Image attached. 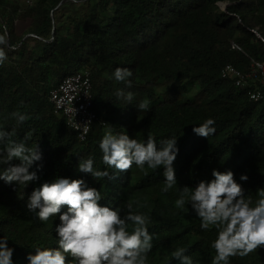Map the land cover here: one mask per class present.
<instances>
[{
    "label": "trees",
    "instance_id": "1",
    "mask_svg": "<svg viewBox=\"0 0 264 264\" xmlns=\"http://www.w3.org/2000/svg\"><path fill=\"white\" fill-rule=\"evenodd\" d=\"M61 1L25 6L0 0V25H7L10 43L18 44L14 51L5 49L8 58L0 65V127L15 132L16 143L32 131L26 146L38 144L42 153L30 168L39 179L26 188L0 179V239H8L13 264H28L36 248L58 247L59 215L41 222L27 208L31 192L57 178L83 179L100 191L102 205L123 209L132 201L134 212L148 216L154 238L147 264H180L172 253L181 247L194 264H211L216 230H203L191 205L180 210L175 201L180 188L214 179L213 170H231L253 206L257 189L264 188V96L251 99L247 89L221 74L226 64L247 70L253 60L264 61V0H68L57 7ZM232 40L242 49L232 48ZM117 67L132 70L131 88L115 80ZM85 69L98 119L81 141L55 112L50 93ZM117 89L132 92V103L118 99ZM145 99L150 110L140 111L137 104ZM14 111L30 119L17 125ZM209 118L214 135L193 132ZM108 128L141 142L150 133L157 146L177 137V185L162 192L163 168L133 165L119 172L104 165L99 142ZM88 157L109 177L95 180L79 172V160ZM242 174L247 181L240 180ZM230 264H264V248L232 257Z\"/></svg>",
    "mask_w": 264,
    "mask_h": 264
},
{
    "label": "clouds",
    "instance_id": "2",
    "mask_svg": "<svg viewBox=\"0 0 264 264\" xmlns=\"http://www.w3.org/2000/svg\"><path fill=\"white\" fill-rule=\"evenodd\" d=\"M0 29L2 65L8 58L5 49L14 51L18 44L10 43L7 25H0ZM113 76L117 82L132 87L131 69L117 67ZM115 95L128 104L134 99L132 92L123 89H117ZM150 103L145 99L137 107L140 111H148ZM11 116L17 125L30 119L27 113L20 111H14ZM214 124L215 121L209 118L194 127L193 132L208 138L216 132ZM32 134V131L26 132L24 142L16 143L12 139L15 132L0 127V165L7 166L0 171V179L25 188L39 179L37 172L30 171V168L42 160V153L38 144L27 147L25 143ZM176 145L175 136L161 140L157 146L150 133L147 140L141 142L124 133L113 134L112 128H108L99 142V149L104 165L119 172H127L133 165L141 170L145 166L153 170L163 168L165 179L161 190L168 193L177 185L173 167L179 151ZM17 160L19 163H13ZM93 165L92 157L80 159L77 170L91 174L95 180L109 177V172L96 170ZM212 175L214 179L211 181L180 188L175 206L185 210V205L190 204L201 221L200 227L216 230V238L211 243L215 251L211 264H230L232 257L244 258L264 248V188L257 189L258 199L253 206L252 198L246 197L243 186L235 180L231 170L223 173L213 170ZM240 180L247 181L248 176L242 174ZM101 199L100 191L88 186L83 179L57 178L35 188L28 197L27 208L41 222L59 215L60 223L55 227L58 247L36 248L35 254L27 256L28 264H147L154 238L147 227L149 217L134 212L132 201L122 209L102 205ZM63 207H67V211L61 214ZM7 240L0 239V264H13V249L8 247ZM185 251L182 247L177 248L172 256L180 264H194Z\"/></svg>",
    "mask_w": 264,
    "mask_h": 264
},
{
    "label": "built area",
    "instance_id": "3",
    "mask_svg": "<svg viewBox=\"0 0 264 264\" xmlns=\"http://www.w3.org/2000/svg\"><path fill=\"white\" fill-rule=\"evenodd\" d=\"M35 2L36 0H24V5L33 6ZM231 46L242 49L233 40ZM221 74L224 78H231L237 87L247 89L251 99L259 100L264 96V61L253 60L247 70L226 64ZM50 100L55 112L65 118L67 125L77 132L79 139L86 140L93 123L98 119L93 109L90 71L85 69L66 76L51 90Z\"/></svg>",
    "mask_w": 264,
    "mask_h": 264
},
{
    "label": "water",
    "instance_id": "4",
    "mask_svg": "<svg viewBox=\"0 0 264 264\" xmlns=\"http://www.w3.org/2000/svg\"><path fill=\"white\" fill-rule=\"evenodd\" d=\"M68 0H62L60 3H59V5L57 6V7H60L61 5H63L64 3H66ZM72 1H74V0H72ZM226 6H227V4H226ZM226 6L223 8V9H226ZM30 35V34H29ZM28 36V35H27Z\"/></svg>",
    "mask_w": 264,
    "mask_h": 264
},
{
    "label": "rangeland",
    "instance_id": "5",
    "mask_svg": "<svg viewBox=\"0 0 264 264\" xmlns=\"http://www.w3.org/2000/svg\"><path fill=\"white\" fill-rule=\"evenodd\" d=\"M20 2H21V4L24 5V0H21ZM220 5H221L222 8H224L226 6V3L221 2Z\"/></svg>",
    "mask_w": 264,
    "mask_h": 264
}]
</instances>
